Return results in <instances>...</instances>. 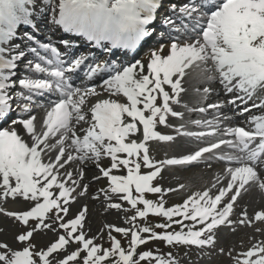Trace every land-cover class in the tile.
<instances>
[{
  "label": "snow or ice",
  "instance_id": "1",
  "mask_svg": "<svg viewBox=\"0 0 264 264\" xmlns=\"http://www.w3.org/2000/svg\"><path fill=\"white\" fill-rule=\"evenodd\" d=\"M159 3L160 0H59L58 18L54 16V23L66 32L82 34L100 47L101 42L109 41L110 47L103 50L110 56L113 48L134 49L143 38L151 35L148 26ZM39 5L40 0H0V120L7 119L12 111L21 115L26 113L29 117L13 119L8 128L0 129V191L5 197L43 198L42 203L37 202L30 210L7 213L31 230L17 236L19 241L28 242L22 250H9L7 245L0 244V264H51L49 254H58L57 250L73 239L83 246L86 254L78 260L81 251L78 247L56 264H105L107 257L117 254L119 260L115 264H140L145 259H153L151 251L139 253V259L134 255L136 246L146 242L140 232L147 234L148 240L203 248L215 246L219 226L249 223L252 217L247 212H241V218L233 220V209L239 203L238 197L242 199L243 192L247 191L246 186L257 185L264 190V178L259 175V171L264 170V115L249 116L254 129L246 130L242 126L225 127L232 118L222 113L226 106L236 105L241 115L249 114L248 102L258 91H264V0H184L182 5L169 0V15L164 17L168 43L151 51L146 65L139 60L125 65L110 60L97 62L98 58L87 55L76 58L68 41H61L65 48L62 55L58 51L61 45L42 42L34 33L18 36V25L34 24L30 18L32 8L38 9ZM14 38L21 43L11 45ZM23 41L35 46L28 47ZM6 54L11 58H6ZM89 59L91 64L85 75L92 87H86L84 81L80 87H73L70 81L80 78V72L76 70H82ZM22 62L25 74L20 76L17 84L16 70ZM197 69L207 84L218 79L223 93L231 98L218 99L216 103L198 109L183 105L188 112L212 110L215 113L210 120L189 121L208 131L193 132L180 124L175 127L176 136L161 134L157 128L159 125L171 127L169 117L183 119L184 113L174 106L181 104L186 91L182 87L183 78L189 71ZM35 74H42L43 78H32ZM94 78L100 79L101 84L96 85ZM97 87L113 95L122 93L127 102L98 100L91 107L95 123L81 138L75 124L86 121L82 105L88 96L96 94ZM197 93L201 96L198 104H203L213 93L218 98L221 95L210 86L204 87L202 92L197 89ZM40 97H46V100L41 102ZM240 105L244 106L239 108ZM41 107L46 108V112L40 126L42 130H38L37 118L31 113ZM257 107L264 108V104L253 103L252 109ZM127 117L132 122H127ZM18 124L28 134V142L18 133ZM131 134H140L142 138L138 142ZM57 136L56 142L50 143V138ZM177 137H194L206 142V146L185 149L178 158L152 160L147 142L175 143ZM68 141L70 143H66ZM54 148L58 151L50 154ZM120 153L127 154L128 158H120ZM102 155L110 156V169L121 166L127 169L126 176H110L109 168L96 164L102 175L110 178L111 193L123 194L119 198L135 209V215L130 218L132 221L147 217L149 213L167 218V222L155 225L163 230L161 232L148 225L131 232L128 228L115 227L117 233L130 234L132 247L127 251L115 237H110L111 250H101L95 245L81 226L85 210H79L66 222L61 215L70 212V194L74 197L80 186L88 188L82 179L76 178H82L84 171L70 169V163L83 168L85 162H99ZM132 157L135 159H129ZM212 160L228 166L222 175L214 178L210 187L187 193L182 203L165 205V193H175L172 188L165 189L154 183L157 177L163 178L162 169ZM53 185L59 189L58 196H53L50 191ZM184 188L181 185L180 190L184 191ZM147 193L161 198L154 202L145 198ZM140 204L143 208L138 207ZM112 207L119 208L120 204ZM46 216L52 224L45 221ZM30 218L39 222L30 224ZM255 219L264 222V211L256 212ZM187 220L192 223L185 224ZM57 222L59 228L65 230L64 234L58 235L46 251H30L33 246L29 238L34 231L53 230ZM172 224L180 226V230H170ZM241 255L244 259L235 257L234 264H264V241ZM154 259L155 264H177L171 254L168 258L156 255Z\"/></svg>",
  "mask_w": 264,
  "mask_h": 264
},
{
  "label": "bare ground",
  "instance_id": "2",
  "mask_svg": "<svg viewBox=\"0 0 264 264\" xmlns=\"http://www.w3.org/2000/svg\"><path fill=\"white\" fill-rule=\"evenodd\" d=\"M55 1L56 0H53V2H55ZM155 11H154V13H155ZM153 20L156 21L158 19L153 18ZM153 20L151 21L149 27H153V24H154ZM46 28L51 29V26L49 23L46 25ZM79 37H81V34H79L76 37L74 36V39L79 38ZM91 42L93 44H95L94 41H91ZM107 42H109V41H107ZM101 43L104 44V41ZM166 43H168V40H166L165 42H162L160 45L166 44ZM81 45H82V43H80V46H78V47H81ZM160 45H158L156 47H152L150 45L151 47H148V49L152 48L153 50H155V49L159 48ZM97 47L98 46L96 45L92 51H94L96 53L99 49ZM152 49H149L148 51L144 52L143 57L139 61H141L142 63L145 64L149 59V55H150ZM115 53L119 54V55H118V57H112L111 58L112 60L114 59L113 62H118V63H122L125 65L129 64V63H127L128 62V59L126 58L127 56L120 54V51H118V50H116ZM138 53H140V51ZM138 53L134 52L130 56H134V55L138 56V55H136ZM165 54H167V53H165ZM6 58H11V57H10V55L6 54ZM92 58H93V55H92ZM98 62H104V61L100 60ZM186 71H188V70H186ZM18 74H20V73L18 72ZM23 74H25V72H23L22 75ZM38 75L39 74H35L32 76V78H34ZM209 75H211V73H209ZM40 78H43L42 74H41ZM104 78H106V77H104ZM204 79L205 78L199 74L198 69L189 71V74L187 75V77L183 78L184 82L182 84V87L186 91H185V93H183V99L181 101V104L175 105L174 107L177 111H181L182 113H184V117H183V119L178 118V117L177 118L169 117L168 118V124L171 125V127L159 125L157 128V130L160 131L161 134H168V135L176 136L175 127L179 126L180 124H185L187 130H189V131H193V132L208 131V129L199 128V127L192 125L191 123H189V121L210 120L213 118L215 113L212 110H209V112H207V113H200L199 111L188 112L183 107V105L187 104L189 108L198 109L200 107H206V105L208 103H216L218 99H230L231 97H228L223 93L222 87L219 84L218 79L215 82H212L211 84L205 83ZM82 81L86 82L85 83L86 87H92V83H87V77H86L85 73H82V77L78 81L71 80L70 82L72 83L73 87H80ZM94 83L96 85H99V84H101V80L94 78ZM214 84L217 85V88H214V89L219 90L221 92L220 97L218 98L215 95V93H213L204 101L203 104H198L197 101L201 99V96L197 93V89L201 90V92H202L204 87H209V86L213 87ZM166 90H167V86H166ZM95 95H102V99H115V100H117V102H127V98L124 97L123 94H119V98H118L117 95L109 94V93L105 92L102 88H99V87H97ZM93 96L94 95L88 96V98L85 101V104L82 105V108H84V114L86 115V118H87L86 121H82V122L75 124L77 135L81 138L83 137V135L86 134L85 130L88 127H90L93 123H95L92 120L91 111L86 107V106L90 105L92 99H94V98H92ZM97 101H92V104L94 105ZM41 102H43V101H41ZM253 103H255L257 105L264 104V91H258L253 96L252 100L248 102L247 107L249 109H251V111L247 115H241L240 112L236 115H233L230 112L233 108H236L237 106L236 105H233L231 107L226 106L224 109L225 112H223L222 114L225 116H229L232 119H231L230 123L225 124V127L242 126V127H245L246 130L254 128V124L249 119V116L264 115V108L257 107L256 109H252ZM142 106L143 105H138V107H141V108H142ZM243 106L244 105H240L239 108H242ZM45 112H46V108H43V107L36 108V109L32 110L31 114L37 118L36 124L38 126V130H42V128H40V126L42 125V118L45 115ZM228 113H230V114H228ZM17 118L27 119L29 117H28V114H26V113L21 115L17 111H14L13 114L11 112L7 119L0 120V129L8 128L11 120L17 119ZM130 122H132V121H130ZM16 128H17V131L20 134V136L26 142H28L29 141L28 134L23 129V126L18 124V125H16ZM97 131H98V129H97ZM131 135H133V134H131ZM58 138H59L58 136L57 137H51L50 143H55ZM141 138H142V136L140 134H138L136 139L139 142V140ZM225 138H227V137H225ZM230 138H232V137H230ZM125 142H128V141L125 140ZM155 142L158 143L159 145H169L170 144L171 147H170L169 151L176 158H178L179 155L182 152H184L185 149L194 150L198 146L206 145V142L198 141L194 137H183V138L177 137V141L175 143L166 142V141H155ZM212 142H215V141L213 140ZM66 143H70V141H68ZM113 143H115V142L113 141ZM147 143L150 145V141ZM257 143H258V141H257ZM57 151H58V149H55V148L51 149L50 154L53 152H57ZM169 151H167V152H169ZM73 154L75 155L76 153L73 152ZM165 154H166L165 152L161 151V153H155V154L151 153L150 157L154 161H160V160H164L167 158V156ZM118 156L120 158H128L127 154H125V153H120V154H118ZM110 159H111L110 156H103L102 155L99 162H97L95 160L85 162L83 168H81V166L79 164H72V163H70V165L68 166L70 169H73L77 172H79L81 170L84 171L85 175L82 178L79 176H77L76 178L78 180L82 179L83 184L87 185L88 188L85 189L84 187L80 186L79 187L80 191H79L78 195L73 197L70 194V196H69L70 212L68 214H66V218L69 217V219H71V217L73 215L75 216L76 214H78L79 210H81V209L85 210V212H86L85 220L82 221L81 226L83 228L85 235L89 239L92 238L90 235L91 232H92V234L93 233L96 234V232H97L96 230L100 224H102V225L106 224V227L109 228V226H111V225L117 224L115 226H118L121 224V222H123L122 221L123 219L120 218V220H119V219H117V216H118V214L121 215L120 214L121 210L124 209V211H125V205H124L125 201L119 198V197H121V196H119L120 194H113V193H111V190H108V189L102 187L103 183L105 184L107 181H110V178L104 177L102 175V173L99 171V168L96 166V164L99 163L100 167L110 169V166H109L110 165ZM199 165H203L204 168L202 170L197 169L196 170L197 172L194 171L196 173H194L193 176L198 181L196 184L199 186H202L203 187L202 189H204L205 187H210L211 184L214 182V178L217 175H222L223 169L228 166L226 163L218 162L216 160H212L210 162H196L194 165H184V166H177V167L175 166L174 168H172V170H170L171 168L167 169V173H165V174H164V170L162 169L163 178L158 179V177H157L154 182L157 183L159 181L161 184V187H162V182H169V185L172 188H174L177 185L176 181H179L181 179V176L183 175V172H180L177 169H184L187 167L195 168ZM111 175L124 176V175L118 173L115 169H110V176ZM259 175L262 178H264V170H260ZM97 178H99V179L94 181V182H91L92 179H97ZM64 182L66 184L68 183L67 180H65ZM222 183H224V181ZM13 186H14V183H13ZM246 188H247V191L243 192L242 199L238 197L239 203L237 204V206H240L241 210H243L244 212H248L251 214L254 213L252 215V217L254 218L256 212L264 211V190H261L257 185L246 186ZM50 191H52L53 196H58L59 189L57 188L56 185H53V188ZM80 193H84V195L81 196ZM106 193L108 194L107 196L105 195ZM37 202L42 203L43 198L41 197V198H39V200H28L27 198L22 197V196H20V197H13V196L5 197V196H3V192L0 191V244L7 245L9 250H17V251L22 250L19 247V240L17 239V237L13 236L12 231L9 228H7L6 223H5V221L2 220V218L5 217V218L14 219V217L8 216L7 213L8 212H20V211H24V210H30L31 207H34ZM117 203L120 204L119 208L112 207L113 204H117ZM252 208H255V209L253 210ZM74 216L72 218H74ZM238 218H241L240 215L234 213L233 219L236 220ZM30 219H34V218H30ZM44 219H45V221H48V216H46ZM48 223L52 224L51 222H48ZM58 225H59V222H57L58 230H60L64 234L65 230L60 229ZM53 230H50V232ZM71 242H73L74 244L77 243L74 239ZM69 246H70V244L66 245L62 249H58V250H60L59 253H61L59 256V260L65 258L64 253L66 251H68ZM82 248H83V246H82Z\"/></svg>",
  "mask_w": 264,
  "mask_h": 264
},
{
  "label": "rangeland",
  "instance_id": "3",
  "mask_svg": "<svg viewBox=\"0 0 264 264\" xmlns=\"http://www.w3.org/2000/svg\"><path fill=\"white\" fill-rule=\"evenodd\" d=\"M43 6L41 7V9H35V13L38 14H42L43 11H46L49 16H50V20L51 22H54V16L56 18H58V4L54 5L52 8H49V3L51 2V0H45ZM58 2V1H57ZM57 12V13H56ZM36 15V14H35ZM47 16V15H46ZM33 21L35 22L36 19H33ZM35 24V23H34ZM177 26H179V23H177ZM44 24H39L36 26L35 25H31V26H19L17 27V35L18 36H22L23 33L28 32V33H36V37L38 39H40L42 42H47V40H45V38H43L45 35L49 36L50 33L48 32V30L46 28H44ZM166 30H162L159 29L158 31L154 32V34H156V36H154L152 38V40H150L148 42L151 43L157 38V35H159L161 33V37H164L166 34ZM38 34V35H37ZM40 35V36H39ZM16 39V38H15ZM13 43L15 44H20L21 40L16 39ZM24 45H27L28 47H32L35 46L34 44H29V42L27 41H23ZM53 45V44H52ZM55 46V45H53ZM104 48L103 49H107L105 46L107 45H103ZM101 49V47H99ZM90 53V52H89ZM43 54V53H42ZM106 55L105 52H102L100 55ZM110 56H107L106 59H109ZM29 59H31V57H29ZM137 59V58H135ZM146 65V64H145ZM19 66L24 67V63L22 62ZM25 71V70H23ZM16 82H18V78H16ZM217 85H214L213 88H216ZM17 89H14L13 91H16ZM239 110L238 108H236L233 112V110H231V114L236 115L238 114ZM228 113V114H230ZM161 147V148H160ZM171 145H159L158 143H156L155 141L152 142V144L149 145L150 148V153H161L165 152L166 156L171 155L170 157H172L173 155L170 153L169 149H170ZM169 151V152H167ZM169 157V158H170ZM110 166V165H109ZM132 166V165H131ZM172 170V167H170ZM204 167L203 165H199L195 168H191V167H187L184 169H177L180 172H183V175L181 176V179L179 181H176L177 185L175 188H172L169 185V182H162V187L167 189V188H172L174 190L175 194H169V193H165V198H164V203L166 206H173L175 204H179L183 202V199L186 198V194L190 193V192H194V191H198V190H202V186L197 185L196 183L198 182L193 174L196 173L197 169L198 170H202ZM116 171L120 172L121 174L125 175V172H123L120 168L115 169ZM125 170V169H123ZM211 170V169H210ZM196 171V172H194ZM167 173V170H165L164 174ZM196 176V175H195ZM98 180V179H96ZM95 179H92L91 181L94 182L96 181ZM222 183V181H221ZM185 186L184 191L178 190L177 186ZM111 184L106 182L105 184L103 183L102 187L106 188L108 190H110L111 188ZM156 186H161L160 182L158 181ZM80 191V189H79ZM133 195L136 196L138 195L137 193H135V189L133 186ZM78 193H76V195H78ZM75 195V196H76ZM161 197L158 196L157 194H151V198L154 202L159 200ZM126 202V207L129 208L130 210H126L124 211L121 210V215L118 214L117 219L120 220V218H122L123 222H121L120 225H118V227H123V228H128L129 232H131L132 230H137L139 228L142 227V224L144 223V218L141 217H137L135 221H132L130 218L132 216L135 215V209L127 202ZM142 204L138 205V207H141ZM253 210L255 208H252ZM251 209V210H252ZM234 213L240 215L241 212H244L243 210H241L240 206H235ZM152 217H156L155 214L150 213ZM249 217H252L251 213H248ZM52 215H55V213H52ZM64 215L65 218V222L67 219H69V217L66 218L65 214H61ZM74 216V215H73ZM72 216V217H73ZM71 217V218H72ZM167 219V218H166ZM173 219H181L180 217H174ZM239 219V218H238ZM236 219V220H238ZM3 221H5L7 228H9L12 231V234L14 237H17L20 234H23L24 232L31 230L29 228L28 225H24L21 221L11 218H2ZM235 220V219H233ZM39 221H37L36 219H30V224H35L38 223ZM47 222H51L52 221L48 218ZM185 224H191L192 222L190 220L184 221ZM117 224L111 225L109 226V228L106 227V224H100L97 228V232L96 234H92L91 232V239L94 240L95 245L99 246V248L101 250L103 249H109L110 250V246H111V239L110 237H115V239L119 240L122 239L124 244H123V249L124 250H130L131 249V236L130 234L128 236H125L122 233H117L115 231V226ZM54 230L50 232V230L48 229H36L34 231L33 236H31L29 238L31 244H32V249H30V251H32L33 249L37 250V251H46L47 247L50 245V243L54 242L56 240V238L58 237V235L63 234L60 230H58L57 227V223L55 224ZM159 229V228H157ZM171 230H180V226L172 224L171 225ZM187 230V229H185ZM61 233H60V232ZM11 234V235H12ZM144 234L143 232H140L139 235ZM13 237V238H14ZM264 241V222L262 221H258L255 219V217H252V220L245 224H234L232 226H219V232H218V236L214 238V243L215 246L213 247L212 245H206L203 248H200L198 246H183V245H179V246H174V245H169V244H164L162 245V247L158 250L159 254L157 255H163L165 258H168V254L172 255V258L174 260H176L177 264H234V258L235 257H240L241 260L244 259V257L241 255L242 253L247 252L250 248L253 247V245ZM28 242H21L19 241V247L21 249H23V247L27 246ZM80 248V245H78V243L74 244L73 242L70 243L69 249L68 251H66L64 253V256L66 257L67 255H69L72 251H75L77 248ZM221 249H223V251H221ZM80 257H78L77 259L80 260L82 258V256L85 253V251L80 248ZM140 250V249H139ZM145 251H149V250H153V246H146L144 249ZM60 250H58V254H49L50 257H52L51 260V264H56L57 261H59V256L61 253H59ZM102 254V252H101ZM156 256V254H153V259H145V263H140V264H155V259L154 257ZM255 258V257H254ZM69 264H73V262H69ZM82 264V262H81ZM105 264H114V260L112 259V256H109L105 259Z\"/></svg>",
  "mask_w": 264,
  "mask_h": 264
}]
</instances>
